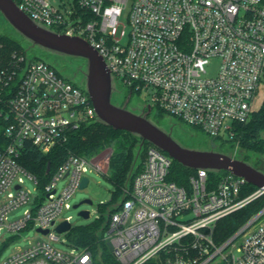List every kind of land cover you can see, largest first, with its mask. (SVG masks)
I'll return each instance as SVG.
<instances>
[{"label":"built area","instance_id":"2783aa9c","mask_svg":"<svg viewBox=\"0 0 264 264\" xmlns=\"http://www.w3.org/2000/svg\"><path fill=\"white\" fill-rule=\"evenodd\" d=\"M14 1L52 30L86 39L117 86L145 93L153 107L210 137L234 140L235 123L248 121L255 111L264 84V0H75L68 16L49 0ZM4 95L10 142L0 148V196L13 187L16 193L0 203V236L3 229L20 233L36 226L43 237L0 264H88L87 249L77 254L54 246L60 240L56 226L87 177V166L109 175V157L103 162L70 154L45 186L49 197L17 220L9 221L8 214L31 199L30 191L15 183L18 174L37 183L18 162L26 144L48 153L72 131L97 121L94 103L85 87L27 55H17L13 68L1 71L0 100ZM173 160L154 144L146 148L110 216L105 236L114 256L122 264H144L162 253L163 264H264V208L227 239L215 237L218 222L264 194V187L243 196L245 178L228 172L210 183L202 168L185 187L169 178ZM62 178L67 184L55 195Z\"/></svg>","mask_w":264,"mask_h":264},{"label":"trees","instance_id":"16d2710c","mask_svg":"<svg viewBox=\"0 0 264 264\" xmlns=\"http://www.w3.org/2000/svg\"><path fill=\"white\" fill-rule=\"evenodd\" d=\"M15 55H26V48L23 42L0 32V73L6 68H13L16 63ZM17 81L18 79H15L12 82L13 87H15ZM74 83L80 85L76 82ZM6 98L7 96L4 95L3 99L0 100V148L10 142V139L5 134V128L8 124L6 113L9 110ZM154 111L160 119H174V117L157 107H154ZM234 129L236 131L234 140L209 136L210 141L215 142L218 146L217 148L221 151L223 150V152L238 143V158L251 163L257 168L255 161L264 162V101L260 108L252 113L248 121L235 123ZM150 144L152 143L144 142L141 145V138L138 136L126 130H118L96 121L72 131L66 141L56 145L48 153L42 152L31 143H27L21 151L18 162L26 171L37 178V184L41 189L42 195L37 197L36 203H42L47 194L45 186L70 154L90 158L93 156L99 157L100 152L107 147H111L109 149L113 150L110 158L111 173L107 175L115 184L111 201L99 205L100 216L98 219L89 224L72 225V228L66 232L70 245L90 251L91 261L88 264H122L114 256L105 235L109 228L110 216L119 209L120 203L125 197V191L130 187L129 184L132 182L131 179L135 173L133 170L136 168V158L139 154L143 155L144 159L145 150ZM49 162L51 163V170L47 173ZM195 173L196 169L188 168L173 160L169 178L179 185L189 187L190 178ZM226 173L228 171L225 170L219 172L209 171V182L216 183ZM257 188V186L247 183L244 186V191L250 192ZM263 208L264 194L243 208L221 219L217 224L216 239L218 241L227 239ZM164 259L165 255L162 253L159 257L152 258L144 264H163Z\"/></svg>","mask_w":264,"mask_h":264},{"label":"water","instance_id":"95a60500","mask_svg":"<svg viewBox=\"0 0 264 264\" xmlns=\"http://www.w3.org/2000/svg\"><path fill=\"white\" fill-rule=\"evenodd\" d=\"M0 12L33 45L55 53L85 59L84 87L94 103L98 122L138 136L141 138V145L144 142L156 145L188 168L196 170L202 168L214 172L225 170L245 178L247 183L258 188L264 187V171L251 163L223 151L186 146L148 116L114 103L112 96L117 86L114 77L103 56L86 39L57 32L37 22L20 9L14 0H0ZM50 170L49 162L47 173ZM88 183L89 179L84 177L80 188L86 187ZM49 196L50 194H47V197ZM83 203H93V201L87 198L76 203L74 207L77 208ZM79 215L88 218L90 211L82 209ZM71 228L72 224L68 220H63L56 226L58 233H66ZM39 230L43 233L48 232V230ZM109 246L112 249L110 242Z\"/></svg>","mask_w":264,"mask_h":264},{"label":"rangeland","instance_id":"374dc122","mask_svg":"<svg viewBox=\"0 0 264 264\" xmlns=\"http://www.w3.org/2000/svg\"><path fill=\"white\" fill-rule=\"evenodd\" d=\"M49 1H51L53 5H55L65 15L68 16L69 15L68 11L73 8L75 0H49ZM127 13L128 11L125 10L122 16V21L124 22L127 21V16H128ZM0 32L9 35L10 37L16 40L22 41L26 48V55L29 59L38 58L48 62L55 69H57V71L63 77L69 79L72 82H76L84 87V81L83 82L81 81L84 80V72H83L85 69L84 58L55 53L46 50L38 45H33L7 21V19L3 16L1 12H0ZM216 66L217 63L214 62L211 73L216 72L215 71ZM118 87L121 90L126 89L122 86H118ZM134 93H135L134 95L137 98H139L140 101L149 102V98L145 93L142 94H139L137 92ZM263 101H264V84H262V86L260 87L259 93L257 94L254 101V106L258 108ZM164 121H166L165 124L168 126L169 122L167 123V120L165 119ZM164 121L163 122L159 121V122L164 123ZM171 121L173 122L172 129H169V127L167 126H165L166 128L164 126L163 127L168 131H170L173 137H175L182 144L193 148L220 150L217 148L218 146L215 144V142L210 141V137L201 129H196L195 127L185 122L179 121L176 118L171 119ZM109 148L111 147H107L106 149L103 150L104 152L103 151L100 152L101 154L96 160L106 162L108 161L107 157H109L108 159L110 161L113 150L112 149L110 150ZM224 152L230 153L235 157H238L239 155V153L237 152L236 145L230 147L228 150H224ZM142 161H143V155L138 154L136 158V168L133 170L135 173L141 167ZM254 163L256 164L258 169L264 171L263 161L259 160L258 162L255 161ZM85 175L89 179L88 185L84 188L76 189V191L72 194V196L69 198L67 203L64 205V210L59 216V220H64L68 216H71L70 221L73 226L89 224L95 221L96 219H98L100 216L99 205L111 201L115 190L114 182L111 179H109L106 174L96 170L95 168L87 166L85 170ZM15 183H21L26 188V190L30 191L31 199L27 203L9 212L8 214L9 221H14L23 217L26 210H31L34 207L36 203V197H41L42 195L41 189L38 186V184L35 182V180L24 172H20L18 174ZM66 184H67L66 178L60 179L57 182V192L55 195L60 194L64 190ZM130 185L131 183L129 184V186ZM246 191L247 190L243 192V196H247L252 192H254L255 190L250 192H246ZM14 193H16V191L13 187L10 190H8L6 193H4L2 196H0V203L3 202L6 198L11 197ZM87 198L91 199L93 203H83L77 208L74 207L76 203ZM82 209L90 211V216L88 218L79 215V211ZM59 236H60V240L53 242L56 248L68 253L70 252H76L77 254L80 253V249L75 248L69 244L66 233H59ZM38 237H43V236L36 231V226L25 229L20 233L3 229L2 234L0 236V262H2L6 257H8L13 252L29 247L31 242Z\"/></svg>","mask_w":264,"mask_h":264},{"label":"flooded vegetation","instance_id":"af4514ba","mask_svg":"<svg viewBox=\"0 0 264 264\" xmlns=\"http://www.w3.org/2000/svg\"><path fill=\"white\" fill-rule=\"evenodd\" d=\"M81 81L83 82L84 80H81ZM134 94L135 93L133 90H130L128 88L121 90L119 89L118 86H116L113 92L112 99H113V102L118 105L125 106L128 109H131L137 113L144 114L148 116L149 118L156 120L159 124L161 125L163 124L162 126L164 127L167 126L165 124L166 121H164L165 118L160 119L159 117L156 116L154 107L151 105V103L147 101H140L139 98H137ZM165 120H167V123L169 122L167 127H169V129H172L173 122L170 119H165ZM159 121H162V122L164 121V123H161Z\"/></svg>","mask_w":264,"mask_h":264},{"label":"crops","instance_id":"0c3cea01","mask_svg":"<svg viewBox=\"0 0 264 264\" xmlns=\"http://www.w3.org/2000/svg\"><path fill=\"white\" fill-rule=\"evenodd\" d=\"M262 103H263V102H262ZM262 103H261V104H262ZM260 106H261V105H260ZM260 106H259L258 108L255 107V110H258V109L260 108Z\"/></svg>","mask_w":264,"mask_h":264}]
</instances>
